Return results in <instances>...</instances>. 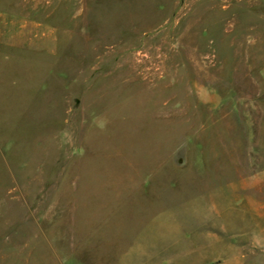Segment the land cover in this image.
<instances>
[{"label": "rangeland", "instance_id": "rangeland-1", "mask_svg": "<svg viewBox=\"0 0 264 264\" xmlns=\"http://www.w3.org/2000/svg\"><path fill=\"white\" fill-rule=\"evenodd\" d=\"M212 223L264 264V0H0V264Z\"/></svg>", "mask_w": 264, "mask_h": 264}, {"label": "crops", "instance_id": "crops-1", "mask_svg": "<svg viewBox=\"0 0 264 264\" xmlns=\"http://www.w3.org/2000/svg\"><path fill=\"white\" fill-rule=\"evenodd\" d=\"M192 227L193 236L181 239V243H170L168 248L164 246L166 243L157 244V253L169 251V256L165 257L166 263H162L158 257L157 260H151L149 264H240L239 241L238 239L235 242L223 241L224 233L217 231L222 229L221 224H203L197 227L194 224ZM233 229L231 225L230 231L225 234L233 233ZM234 230L238 231L236 227ZM179 244H183L184 247H178Z\"/></svg>", "mask_w": 264, "mask_h": 264}]
</instances>
